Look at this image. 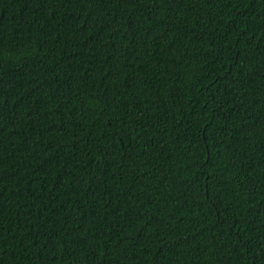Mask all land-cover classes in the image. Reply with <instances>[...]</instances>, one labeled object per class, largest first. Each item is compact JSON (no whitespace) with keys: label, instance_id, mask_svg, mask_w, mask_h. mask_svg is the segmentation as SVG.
<instances>
[{"label":"trees","instance_id":"16d2710c","mask_svg":"<svg viewBox=\"0 0 264 264\" xmlns=\"http://www.w3.org/2000/svg\"><path fill=\"white\" fill-rule=\"evenodd\" d=\"M0 264H264V0H0Z\"/></svg>","mask_w":264,"mask_h":264}]
</instances>
